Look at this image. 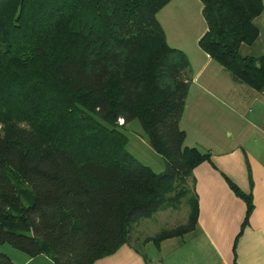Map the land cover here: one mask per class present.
Instances as JSON below:
<instances>
[{
    "label": "trees",
    "instance_id": "1",
    "mask_svg": "<svg viewBox=\"0 0 264 264\" xmlns=\"http://www.w3.org/2000/svg\"><path fill=\"white\" fill-rule=\"evenodd\" d=\"M170 1L0 0V244L94 264L126 243L139 250L137 223L183 200L187 221L144 242L196 227L193 169L210 154L184 146L191 63L157 18ZM200 1V47L264 95V55L240 53L259 37L264 0ZM134 119L163 172L126 149L121 127ZM0 264L16 263L0 252Z\"/></svg>",
    "mask_w": 264,
    "mask_h": 264
},
{
    "label": "crops",
    "instance_id": "2",
    "mask_svg": "<svg viewBox=\"0 0 264 264\" xmlns=\"http://www.w3.org/2000/svg\"><path fill=\"white\" fill-rule=\"evenodd\" d=\"M255 24L259 37L252 44L241 45L243 56L264 55V11ZM200 50L198 66L203 67L195 73L191 67L183 114L185 117L194 105L191 111L200 120L190 117L193 122L185 129L181 127L186 137L188 130L199 134L198 141L188 147L210 154L193 169L192 183L198 198L196 227L159 245L146 243L156 245L151 256L126 243L94 264H264V95L236 81ZM232 184L251 197L250 210ZM20 264L55 263L41 254L21 256Z\"/></svg>",
    "mask_w": 264,
    "mask_h": 264
},
{
    "label": "rangeland",
    "instance_id": "3",
    "mask_svg": "<svg viewBox=\"0 0 264 264\" xmlns=\"http://www.w3.org/2000/svg\"><path fill=\"white\" fill-rule=\"evenodd\" d=\"M162 9V11L158 12L157 18L165 30L168 45L183 50L188 55L191 67L193 65L194 73L195 71L201 70L203 64L198 66L200 58H202L200 56L201 50L198 42L200 38H198V35L202 37V33H205L207 30V22L202 13V2L200 0H171ZM192 92L190 99L195 92V88ZM194 107V105L191 106L190 109L186 111L185 117L183 116L184 119H182L180 123L182 128L185 129L188 123L193 122L190 117L200 120L199 117H195L191 111ZM121 129L128 138L126 149L133 156L143 164L150 166L155 172L160 173L165 170L166 165L164 157L150 144L149 137L139 119L130 121L125 126L121 127ZM188 132L189 134L184 141V146L192 145L194 140L198 141L199 139L198 133L195 135L192 134L190 130H188ZM188 213L189 206L186 201L183 200V204L179 209L169 208L157 212L151 218L141 219L136 225L134 234L137 239H140L137 241L140 252L151 256L157 249L156 245L151 244L147 246L144 239L147 236H153L163 228L174 227L185 223L188 218ZM0 252L7 254L16 264H20L21 256L29 257L9 243L0 244Z\"/></svg>",
    "mask_w": 264,
    "mask_h": 264
},
{
    "label": "built area",
    "instance_id": "4",
    "mask_svg": "<svg viewBox=\"0 0 264 264\" xmlns=\"http://www.w3.org/2000/svg\"><path fill=\"white\" fill-rule=\"evenodd\" d=\"M120 122L123 123V120H121Z\"/></svg>",
    "mask_w": 264,
    "mask_h": 264
}]
</instances>
